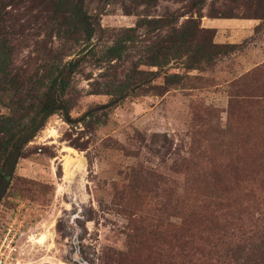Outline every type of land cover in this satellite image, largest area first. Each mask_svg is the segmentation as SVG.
Wrapping results in <instances>:
<instances>
[{"label":"rangeland","instance_id":"obj_1","mask_svg":"<svg viewBox=\"0 0 264 264\" xmlns=\"http://www.w3.org/2000/svg\"><path fill=\"white\" fill-rule=\"evenodd\" d=\"M53 1L8 3L1 27L13 52L12 67L22 76L45 59L54 61L63 44L51 24ZM254 2L202 0L194 7L180 0L83 1L93 22L91 43L99 49L136 18L170 14L180 15L175 29L190 18L200 27L213 21V42L217 36L245 43L212 69L186 73L205 78L195 89L147 91L111 109L103 94L106 66L80 64L67 91L69 122L60 114L47 118L17 160L15 180L0 201V236L8 225L10 233L20 234L16 264H79L74 255L84 264H159L168 223L179 221L187 201L204 192L200 182L236 150L234 133L225 132L223 90L226 82L264 62V24L241 38L246 21L259 24L246 18ZM151 37L139 36L122 63L137 62ZM64 45L63 61L78 44ZM176 71L185 73H169ZM161 82L160 76L152 84Z\"/></svg>","mask_w":264,"mask_h":264},{"label":"trees","instance_id":"obj_2","mask_svg":"<svg viewBox=\"0 0 264 264\" xmlns=\"http://www.w3.org/2000/svg\"><path fill=\"white\" fill-rule=\"evenodd\" d=\"M10 1L0 0V106L5 109L0 114V201L15 180L17 160L47 118L60 114L69 122L67 91L80 64L106 66L103 94L111 109L128 96L147 91L195 89L205 78L186 73L212 69L245 43L216 44L213 31L192 18L175 29L172 24L180 15L170 14L136 18L132 27L119 30L110 45L99 49L91 43L94 28L84 0H54L51 24L63 44L52 55L54 61L43 60V66L25 77L12 67L13 52L1 27ZM180 1L194 7L202 2ZM254 3L246 18L259 20L257 31L264 24V4ZM143 35L152 36L144 55L123 64L129 46ZM67 41L78 45L63 61ZM170 69L185 73H169ZM160 76L162 82L152 84ZM223 91L225 132L234 133L236 150L202 178L204 192L187 201L179 221L168 223V243L159 249V264H264V62L226 82ZM87 115L91 117L92 111Z\"/></svg>","mask_w":264,"mask_h":264},{"label":"built area","instance_id":"obj_3","mask_svg":"<svg viewBox=\"0 0 264 264\" xmlns=\"http://www.w3.org/2000/svg\"><path fill=\"white\" fill-rule=\"evenodd\" d=\"M11 232V225H8L2 236H0V264H16L13 254L16 250V241L20 234Z\"/></svg>","mask_w":264,"mask_h":264},{"label":"crops","instance_id":"obj_4","mask_svg":"<svg viewBox=\"0 0 264 264\" xmlns=\"http://www.w3.org/2000/svg\"><path fill=\"white\" fill-rule=\"evenodd\" d=\"M247 23H245V27L247 28L246 30L242 31L243 33L241 34V38L242 40H244L245 38H248L251 36L254 27L257 26V22H251V21H246ZM201 27L202 28H206V29H211V30H217V27L215 25V23H213V21H208V23L206 22H201ZM219 31H216L215 33L218 35ZM214 43L216 44H223V43H229V44H238L237 41L232 40V39H228L227 41H220L218 40L217 36L214 37ZM240 43V42H239Z\"/></svg>","mask_w":264,"mask_h":264},{"label":"water","instance_id":"obj_5","mask_svg":"<svg viewBox=\"0 0 264 264\" xmlns=\"http://www.w3.org/2000/svg\"><path fill=\"white\" fill-rule=\"evenodd\" d=\"M73 259H74L77 263H79V264H84L83 261H81L80 259H78V258L76 257V255L73 256Z\"/></svg>","mask_w":264,"mask_h":264}]
</instances>
